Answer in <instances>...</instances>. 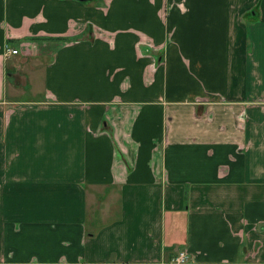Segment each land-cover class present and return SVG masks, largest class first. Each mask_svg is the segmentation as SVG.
<instances>
[{
  "label": "crops",
  "instance_id": "0c3cea01",
  "mask_svg": "<svg viewBox=\"0 0 264 264\" xmlns=\"http://www.w3.org/2000/svg\"><path fill=\"white\" fill-rule=\"evenodd\" d=\"M180 251L264 264V0H0V264Z\"/></svg>",
  "mask_w": 264,
  "mask_h": 264
},
{
  "label": "built area",
  "instance_id": "2783aa9c",
  "mask_svg": "<svg viewBox=\"0 0 264 264\" xmlns=\"http://www.w3.org/2000/svg\"><path fill=\"white\" fill-rule=\"evenodd\" d=\"M4 56L13 55L17 53V50L14 48H9L7 45L4 47ZM188 260V254L185 251H180L174 258L171 259L173 264H184Z\"/></svg>",
  "mask_w": 264,
  "mask_h": 264
},
{
  "label": "rangeland",
  "instance_id": "374dc122",
  "mask_svg": "<svg viewBox=\"0 0 264 264\" xmlns=\"http://www.w3.org/2000/svg\"><path fill=\"white\" fill-rule=\"evenodd\" d=\"M14 45H17V43H15ZM33 62H34V60L30 61V59H29L28 62L21 63L19 65H20V67H22V69L28 68V67L30 68V65L33 64ZM29 63H31V64H29ZM23 92H24V96L23 97H25V98L26 97H29V98H40L43 95L42 92L39 91V89H24ZM89 203L91 204L92 201L90 200ZM91 215H92V211L90 209L88 211V217L91 216Z\"/></svg>",
  "mask_w": 264,
  "mask_h": 264
}]
</instances>
